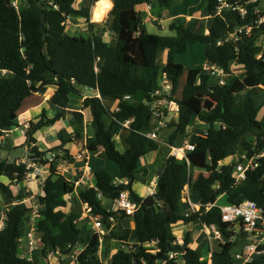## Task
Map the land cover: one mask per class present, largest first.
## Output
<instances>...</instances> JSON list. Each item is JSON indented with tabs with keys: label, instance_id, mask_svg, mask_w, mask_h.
Here are the masks:
<instances>
[{
	"label": "trees",
	"instance_id": "trees-1",
	"mask_svg": "<svg viewBox=\"0 0 264 264\" xmlns=\"http://www.w3.org/2000/svg\"><path fill=\"white\" fill-rule=\"evenodd\" d=\"M13 1L0 0V69L6 71L0 77V138L17 125L16 111L34 93L52 88L49 102L59 111L52 118L43 112L37 122L30 121L24 133L25 145L35 144L37 131L64 117L63 111L70 108L71 96L80 95V89L97 93L98 96L86 97L80 111L72 113L75 126L72 135L82 139L81 111L87 112L94 137L84 139L85 148L114 163L117 175L114 177L105 168H98L93 174V186L79 189L76 198L79 204L91 209L93 216L102 219L104 228L109 230L104 238L116 240L122 247L109 258L102 257L100 236L87 228L83 232L84 222L78 221L80 212L74 208L64 212L75 192L74 183L56 172V156L49 161L47 152L33 146L30 159L49 169L42 182L41 195L37 197L40 259L34 254L33 262L28 263L18 257L27 210L16 206L3 208L0 201V213H5L4 227L0 229V264H41L49 253L68 255L80 244L85 245L76 264H175L168 259L171 252L182 253L181 264H206L199 252L188 247L191 242L188 231L183 236V245L173 244L177 237L171 227L198 220L216 225L227 240L231 233L220 222L219 210L214 207L206 211L207 204L222 196L230 204L253 201L264 207V166L247 173L246 180L235 185L232 164H221L237 153L251 157L264 148V105L254 102L260 87L264 90V57L256 59L262 29L253 30L251 36L242 37L236 43L218 46L217 42L224 41L237 26L249 22V18L240 20L235 14L224 13L223 18L214 17L209 24L200 21L197 27L192 21L185 24L174 20L168 25L174 35L158 36L145 30L143 14L136 9L144 4L170 9L173 0H109L112 7L105 26L116 36L115 44L111 45L100 34L92 33L84 38L66 31L69 18H84L88 23L89 6L98 0H90L89 6L79 9L74 7L77 0H19L17 9ZM216 1L206 0L207 15H213ZM108 7V2H98L93 21H100ZM89 26L92 29V24ZM195 43L205 45L206 64L229 74L222 86L200 67L185 68L174 63L175 55L184 54ZM161 52L166 53L164 65L158 64ZM231 64L241 70L240 75L231 72ZM161 72L167 74L171 83L166 100L178 107L176 121L167 124L173 128L168 144L176 146L175 139L187 136L194 151L188 153L187 160L168 156L156 180V191L140 197L132 189L137 174H147L146 169L139 170V162L159 148V142L145 138L141 132L149 128L151 94ZM247 91L243 98L237 99ZM105 101H117L116 109L108 110ZM127 121L128 128L124 129ZM202 129L207 130V135L197 136ZM122 130L127 135L126 148L121 151L117 148L116 136ZM59 140L61 145L55 150L70 142L71 137L64 140L59 135ZM236 140L238 144L233 147ZM64 153L70 157L67 151ZM27 174L25 163L0 159V193L13 198L6 181L24 182ZM116 178L127 183L118 184ZM186 186L200 198L199 213L189 217L182 213L181 196ZM120 191H127L130 201L139 205L131 217L111 210ZM102 199L109 206L103 205ZM72 203L78 204L75 199ZM109 218L114 220L116 228L110 229ZM129 218L135 224L134 230L120 225ZM83 233L86 239L82 238ZM217 245L212 251L211 264H236L231 255L234 242ZM258 250L264 251V246ZM245 264H264V253Z\"/></svg>",
	"mask_w": 264,
	"mask_h": 264
},
{
	"label": "crops",
	"instance_id": "crops-1",
	"mask_svg": "<svg viewBox=\"0 0 264 264\" xmlns=\"http://www.w3.org/2000/svg\"><path fill=\"white\" fill-rule=\"evenodd\" d=\"M17 1H19V0H17ZM86 1L87 0H81V2H80L81 7H86ZM100 1L101 0H98L97 2H95L93 4V6L90 10V14L93 13L98 2H100ZM102 1L108 2V4H109L108 10H107V13H108L112 7V3L109 0H102ZM179 2L180 3H177L172 8V11H173L172 13L166 12L165 10H162L160 13H157L156 15H154L152 12L154 6L151 7L149 4H144L141 7H138L136 9V11L143 14V17H144L143 20L144 21H151L153 23H159L160 21H168L167 27L172 21L177 20V19L182 20L185 24H187L191 21L193 23H195L194 21H197V20L199 22L204 21V23H207V24L210 23L211 18L209 17V15H207V14L205 15L206 12L204 11V7L202 10L203 13H201V14L198 13V15H195V14H192V11L196 8V6H193L194 4L191 2V0H180ZM173 3H174V0L172 1V4ZM107 13H106V15H107ZM106 15L104 17H106ZM82 20H84V19L80 18L79 21L81 22ZM90 23L97 24V23H99V21L98 22L90 21ZM145 30H146V28H145ZM205 33H207V31H205ZM100 35L102 36L103 40L105 42H107L108 44H111V45L115 44L116 36L113 33H111L109 30L106 31V33H101ZM162 65H164V64H162ZM53 91L54 90L52 88H45V89H43L42 92L32 94L31 96L26 98L21 103L20 107L16 111L17 125L11 129L5 131L3 133V136L0 138V159L1 160H6L9 162H16V163H20L24 160V159H21V157L26 156L27 152L25 150H26L27 146H25V144H24L25 143V135H24V133H22L23 126L25 123L29 124L30 121L37 122L40 119L43 112L47 116V118H52L54 113L59 111V110L53 108V106L49 102V99L51 98ZM92 96H98V94L93 92V91L87 90L85 88L80 89V95H78V97L81 98L80 100H84L86 97H92ZM73 99H74V95L71 96V105H72ZM105 103H106V101H105ZM107 103L112 104L114 106L117 105V101H108ZM80 107H81V105H80ZM74 111H80V110H76V109H73L72 107H70V108L63 111L64 117L60 118V120L55 122L53 125L44 127L41 130L37 131L34 134V138H35L36 142H35V144H32L31 147L36 146L39 149V151L52 154V153H50L51 152L50 150L53 148L60 147V145H61V141L59 140V135L64 140H67L69 136L71 137V141L66 142L64 145H62V148L58 149L57 154L59 156H61L64 151H67L69 153V156H70V157H68L69 161L63 162L64 161L63 160L61 162V163H64V165L66 166V167L61 166L63 169L66 170V172L61 174V175L64 176L68 181L74 183L75 192L73 194V197H75V200L78 203V200L76 198L77 197V191L79 189H86L87 187H92L93 182H94V180H93L94 172L98 168H105L107 170V167L109 165H111L112 163L99 158V156L96 154H91L89 152V150L87 148H85L84 139L87 137H94V131H93L92 127L90 126L91 120H90L89 114L87 112L81 111V113L83 115V121L86 122V124H87L86 126H84L85 123L82 125V127L84 126L83 127V133L81 132L82 133V139L77 140L72 135V132L75 129V126L73 124L74 122L72 121V120H74V117L72 116V113ZM128 125L124 126V129L128 128ZM161 134L162 133H160V139L161 140L159 142V148H158L157 152L151 153L152 156L150 158L148 157L149 155H147L146 157L141 159L139 162V170L142 171V170L146 169L147 174H146V176H142L141 173H138L137 174L138 177L136 176L137 182L135 181V183L132 185V189L134 190L135 186H137V188H141L142 190L144 189V187H148V186H151V188H152L149 190L147 189L148 191L146 194H140L137 192V190H134L140 197H146L148 195H152L156 191L157 177L152 176V174H150V173L153 169H155V170L160 169L162 165L164 167L165 160L169 156L168 145L167 146L164 145L165 147L162 150V152L160 153V149H162L161 145L165 144L163 142L164 140H162V138H161ZM126 135H127L126 131L122 130L116 136V144L119 147L118 149H120L121 151L126 148V145L124 143V139H125ZM119 139L121 140V142L119 141ZM18 148H21V150H19ZM20 151L22 152L21 156L19 155ZM79 153L84 154L82 159H79L77 157V155ZM53 154L55 156L57 155L56 153H53ZM145 158H147L148 161H145ZM56 165H58L57 162H56L55 166ZM83 168H89L90 171L84 173L85 175H83ZM115 168H116V166L113 169V174L108 171L114 177L117 175V168L116 169ZM47 176L48 175L45 173L43 176H41V179L36 180V182L38 184L33 183L31 180L28 181L27 179L24 182H22L24 184L22 187H20L21 185L19 186V183H17V182L7 184V185H9V188L11 190L13 198L7 199L8 200L7 202L9 203V205H7L6 207L16 206L19 209H26L27 210V213L25 215V225L23 228L24 232L29 231V229L34 224V220L31 216L32 212L40 210L37 197L39 195H41L42 182L44 181V179ZM115 181L117 183L123 184V185H125L127 183L125 180H119L117 178L115 179ZM76 183H78V184L75 185ZM148 183H150V185H147ZM136 184H140V185H136ZM16 198H19L20 200L19 201L15 200ZM222 198L223 197L221 196V198H219V199L217 198V199L219 201ZM181 202L184 204L182 213L186 216V215H189L191 213L190 204L193 205V208L195 210L198 208L200 198H199L197 193L193 192L188 186H186L182 191ZM102 203H107V202L105 200L104 201L102 200ZM77 206L80 207V209H81L80 213H81L82 209H83V205L78 203ZM80 221L85 222L86 224H89L90 228L92 227L87 219H82ZM125 221H132V220H131V218H129ZM123 222L124 221H122L120 223L122 225V227H124L126 229H130V230L135 229V224L133 221L130 222L129 226H126V227L124 226ZM26 224L27 225L30 224V227H27V229H25L27 226ZM171 229H173V230H171V232L177 238H183L185 233L188 231L190 234V239H191V242L188 245V247L199 252L201 254V260L202 261L207 262V264H211V255L212 254L210 253V247L206 241L204 234L202 233V231H200V227L197 226L196 222H192L191 224H188L186 226L184 224H180V225L171 227ZM89 230L91 231V229H89ZM174 231H175V233H174ZM217 244L218 243H212V245H210V246L212 247V249H215L218 246ZM81 245L84 247L85 244L84 245L81 244ZM115 250L116 249H114V251Z\"/></svg>",
	"mask_w": 264,
	"mask_h": 264
},
{
	"label": "built area",
	"instance_id": "built-area-1",
	"mask_svg": "<svg viewBox=\"0 0 264 264\" xmlns=\"http://www.w3.org/2000/svg\"><path fill=\"white\" fill-rule=\"evenodd\" d=\"M14 8H18V1L14 0L12 3ZM224 13H232L239 17L240 20H245L249 18V22L246 25L237 26L233 32L229 33L224 41H218L217 45L220 46L226 42L236 43L242 37H249L252 34L253 30H261V34L259 36L262 39L261 43L257 42V46L260 48L259 53L256 56V59H262L264 57V0H217L216 6L213 11V15L209 16L211 19L214 17L223 18ZM208 33V32H207ZM203 72L209 74L219 86H222L229 74L225 73L221 68L210 66L205 64L200 67ZM231 70V69H230ZM232 72V71H231ZM6 71L0 69V77L5 75ZM234 74V73H233ZM171 92V83L167 77L165 72H161L156 87L153 89L151 94L152 102L149 105L151 112V120L149 123V128L145 131H142L141 134L150 140L160 142V133L167 127V124L170 119H174L176 121L178 114V107L171 101H167L166 97L170 95ZM175 105L173 109H171V105ZM129 121H127L123 126H127ZM29 124L25 123L23 126L22 133H25ZM191 130V134H192ZM207 135V130L202 129L201 132L197 134V136L204 137ZM264 140V135L262 137ZM169 148V156H174L178 159L187 160L188 153L194 151V145L189 141L185 142L181 146H168ZM49 161L55 159L54 154H49ZM84 156L83 153H79L77 157L82 159ZM34 165V169L37 172V175L43 176L45 173L49 174L48 167L40 166L36 167V164L32 161ZM222 164V163H221ZM226 164H232V175L234 178V184L239 185L246 180V175L249 172L256 170L257 168L264 166V148L253 154L251 157H248L247 154H235L233 156L228 157V162ZM28 170V167H27ZM55 170L59 174H63L66 172L60 165L55 166ZM89 168H83L84 173L89 172ZM30 172L27 174V178L30 177ZM36 175V176H37ZM76 183L75 185H77ZM119 184V183H118ZM221 196L218 197V199ZM99 199L100 196H99ZM218 199L212 203L207 204L205 206L206 211L210 208H217L220 212V222L226 226L227 231L230 230L231 227L235 225L238 226V229L242 233L244 239L248 240L251 244L244 248L241 254L236 256L237 260H240L241 264H245L247 262H251L253 259V255H259L264 253V251H259V246H264V207L259 206L257 203L253 201H243L239 204H230L226 205H218ZM191 213L186 215L189 217L192 214H198L200 211V204L198 208L195 210L193 205L190 204ZM139 205L133 203L129 199V195L127 191H120L117 199L111 204L112 211H121L126 216L131 217L134 212L138 209ZM34 224L29 229V231L25 232L24 236L19 240L20 244L18 247V257L20 259L25 260L28 263H32L34 259V254L36 251L41 249L40 243V235L37 232V221L40 218L39 210L32 212L31 214ZM5 218V213H0V229H3L4 223L3 220ZM82 219H87L91 224L92 234H98L100 236V249H101V241L102 237H104L106 229L102 224V219L98 216H93L91 213V209L87 206H83L82 212L80 213V217L78 221ZM110 223V229L113 228L115 222L112 218L108 219ZM197 226L200 227V231L204 234L206 241L210 247V253L212 254V243H220L225 244V242H234L232 241V236L234 234L231 233L229 239H225L221 230L214 224H204L200 221H195ZM235 239V236L233 237ZM173 244L183 245V238H176V241ZM155 245V243H154ZM84 247L80 245H76L71 249L68 255H61L57 253H49L46 258L42 259L41 264H61V261L64 258H69L70 261L68 264H76L77 256L82 252ZM182 253H168V259L174 261L175 264H181L179 261V256ZM158 264H165V262H160Z\"/></svg>",
	"mask_w": 264,
	"mask_h": 264
},
{
	"label": "rangeland",
	"instance_id": "rangeland-1",
	"mask_svg": "<svg viewBox=\"0 0 264 264\" xmlns=\"http://www.w3.org/2000/svg\"><path fill=\"white\" fill-rule=\"evenodd\" d=\"M179 1L180 0H174V3L170 6L171 7L170 9H163V8H160V7L156 6V7L153 8L152 12H153L154 15H156L157 13H160L162 10H165L166 12L172 13L173 12L172 11V8L177 3H180ZM80 2H81V0H78V1L75 2L74 7L76 9H79L81 7V3ZM191 2L194 4L193 6H196V8L192 11V14L198 15V13L199 14L203 13L202 10H203V7L205 6L206 0H191ZM93 4H91L89 6V0L86 1V6H89V22L88 23L85 21L84 18H83L84 20H82L80 22L79 21L80 18H78V17H76V18H69L67 20V22H66V31L68 32V34L75 35V36H82V37L86 38L87 36H89L92 33H95V34H98L99 35L101 33H106V31H108V28L105 26L106 25V20H107V17H108V13H107L106 17H104L101 21H99V23H97V24L90 23V21H93L96 18V17H94L95 11L90 14V10H91ZM205 15H206V13H205ZM167 22L168 21H160L159 23H153L151 21H144L143 20V26L146 28V31L149 34H154V35H158V36H172L173 35V32H170L168 30ZM194 22H195L194 23V27H197L199 21L197 20V21H194ZM89 24H92V29L89 26ZM261 41H262V39L259 38L258 42L261 43ZM163 53L164 52H161L158 55V64L159 65L164 64L166 53H164V54ZM204 53H205V45L200 44V43H195L193 45H189L188 48H187V50H186V52L184 54L175 55L174 56V63L180 64V65H182L185 68H194V67L197 68V67H201L205 63ZM235 67H236L235 64H231L230 69H231L232 73H234V75H240L241 74V70L234 69ZM260 89H261V91L257 92L258 95L254 96V102L258 106L264 105V90H263V87H260ZM247 93H248V91L239 94L237 96V99L240 100ZM80 99L81 98H79L78 96H74L72 105L70 107H72L73 109L79 110L80 109L81 102L83 101V100H80ZM107 102L108 101H106V103H105L107 109L108 110H115L116 105L114 106L112 104H108ZM263 109H261V111L259 113V116H258V119L261 116V113H262ZM72 121L74 122V120H72ZM172 122H174V119H170L169 122H168V124L169 123H172ZM84 123H85L84 126H86L87 125L86 122L83 121V124ZM83 127H82V133H83ZM172 131H173V128H170L168 126L164 130H162V132H161L162 133L161 134V138H162V140H164L163 142L165 144H162L161 145L162 149H160V153L164 149V147H165L164 145H166V146L168 145L169 146V144H168V138H169L170 133H172ZM189 140H190L189 137H187V136H181V137H178L177 139H175L174 140V143L176 144V146H181L182 144H184L185 142H187ZM119 141L121 142L120 139H119ZM31 145L32 144L25 145V146H27V148L25 150L27 153H26V156L25 157L24 156L21 157V159H24V160L22 162H20V163H25L27 165V167H28V172H30L29 173L30 177L27 178V180L28 181L31 180L33 183L38 184L36 182V180L41 179V175H37V172L34 169V165L32 164V160L30 159L29 152H30V148H32ZM117 148H119V147L117 146ZM18 149L21 150V148H18ZM50 151H51L50 153H52V154L53 153H56V154L58 153V150H55V148L51 149ZM19 153H20L19 155L21 156L22 155V152L20 151ZM91 153H93V152H91ZM47 154H49V153H47ZM151 156H152V154H149L148 157L150 158ZM62 161L63 162L69 161L67 155L64 152L62 153L61 156H59L58 154L56 155V162H57L58 165L63 166V167H66L64 165V163H61ZM145 161H148V159L145 158ZM227 162H228V158L225 159V160H223L221 163L222 164H226ZM114 165H115L114 163H112L111 165H109L107 167V171H109L110 173L113 174V169L115 167ZM40 166L41 165L36 164V167L37 168H39ZM162 169H163V165L158 170L153 169L150 174H152V176H155V177L158 178L160 176L161 172H162ZM141 174L143 176V173H141ZM193 175L196 176L197 174L194 173ZM6 183L8 184L10 182L6 181ZM23 185L24 184L22 182L19 183V186L20 187H22ZM136 185H140V184H136ZM147 185H150V183H148ZM147 189L149 190V189H152V188H151V186H148V187H144V189L142 190L141 188H137V186L134 187V190H137V192L140 193V194H146L147 191H148ZM7 199H9V198H6L5 196H3L0 193V201H1V205H2L3 208L6 207L7 205H9V203L7 202L8 201ZM69 199L70 200H69L68 207L64 209V212L65 213H68L72 208H74L77 212H80L81 211L80 207H78L77 205L74 206L73 203H72V200H74L75 197H70ZM102 200L104 201V199H102ZM217 203L220 206L227 204L225 202V199L224 198L220 199ZM103 205H107V203H103ZM130 222H132V221H124L123 222L124 223V226L125 227L126 226H129V223ZM88 225L89 224H86L85 222L83 223V225H82L83 232L86 231L87 229H90V225L89 226ZM116 226L117 225H114L113 227L116 228ZM27 227H30V224L27 225L25 229H27ZM121 227H122V225H121ZM122 228H124V227H122ZM171 230H173V229H171ZM229 232L232 233V234H234L232 236V241H234V245H233V249H232L231 255L234 258L236 264H241L240 260H237L236 259V256L238 254H241L242 251L244 250V248H246L247 246H249L251 243L248 240L244 239V237H243L242 233L240 232V230L238 229V226L237 225H235L234 227H231L230 230H229ZM174 233H175V231H174ZM24 234H25V232H24ZM105 235H107V233H105ZM234 236H235V239L233 238ZM85 237H86V234L83 233L82 238L83 239H86ZM119 247H122V246L116 240H109V239H106V238L102 237V241H101V253L103 252V254H102V257L103 258L104 257L109 258L110 257V254L114 251V249H117ZM35 255H36V259H40V250L36 251L35 252ZM255 255L256 254H254L253 257ZM69 261H70L69 258H64L61 261V264H68ZM205 263L207 264V262H205Z\"/></svg>",
	"mask_w": 264,
	"mask_h": 264
},
{
	"label": "water",
	"instance_id": "water-1",
	"mask_svg": "<svg viewBox=\"0 0 264 264\" xmlns=\"http://www.w3.org/2000/svg\"><path fill=\"white\" fill-rule=\"evenodd\" d=\"M134 30L136 31V30H137V28H136V27H134ZM174 106H175V105H173V104H172V105H171V109H173V108H174ZM237 143H238V140H236V141L233 143V147H236V144H237ZM46 158H47V159H49V158H50V155H49V154H47V155H46Z\"/></svg>",
	"mask_w": 264,
	"mask_h": 264
}]
</instances>
